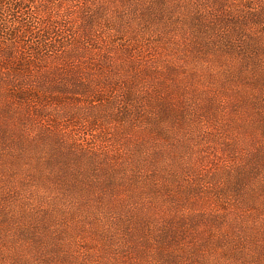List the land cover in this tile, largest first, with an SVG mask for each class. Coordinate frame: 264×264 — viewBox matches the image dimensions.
Listing matches in <instances>:
<instances>
[{
	"label": "trees",
	"instance_id": "obj_1",
	"mask_svg": "<svg viewBox=\"0 0 264 264\" xmlns=\"http://www.w3.org/2000/svg\"><path fill=\"white\" fill-rule=\"evenodd\" d=\"M58 1L0 0V49L11 48L17 56L0 62V76L19 109L32 107L27 97L33 88L25 83L36 68L64 74L50 83V111H57L50 120V177L85 190L76 200H91L83 207L93 215L122 223L121 230L98 228L82 210L83 248L80 241L79 254L64 256L76 264H264V219L258 222L240 209L233 218L229 210L250 190L247 176L261 181L264 198V152L249 157L244 185L227 184L213 198L205 184L219 169L193 166V183L184 175L188 169L159 170V141L185 147V136L194 133L207 109L194 104L197 91L173 75L169 59L147 52L159 41L198 58L223 60L229 49L239 61L260 62L254 43L228 46L232 40L224 29L246 31L248 40L259 42L264 0H83L79 9L50 11V2ZM112 118L115 125H109ZM229 198L233 203L223 201ZM88 222L95 227L90 236Z\"/></svg>",
	"mask_w": 264,
	"mask_h": 264
},
{
	"label": "rangeland",
	"instance_id": "obj_2",
	"mask_svg": "<svg viewBox=\"0 0 264 264\" xmlns=\"http://www.w3.org/2000/svg\"><path fill=\"white\" fill-rule=\"evenodd\" d=\"M83 2H50V11L79 9ZM54 5L60 6L59 9L53 10ZM119 9L129 12L127 6H119ZM180 25L183 26L182 23ZM224 33L232 40V43H227L228 46L254 43L255 50H260V62L239 61L237 54L230 53L229 49H226V59L218 60L204 55L194 57L192 53H185V48H181L184 51L182 54L175 46L159 41L150 43L147 48L151 55L165 57L172 62L173 75L189 85L192 91H197L192 95L194 104H201L207 109L200 124L195 127L196 136L190 132L185 136L188 139L185 147L176 148L178 141H159L163 150L157 156L162 160L159 170L174 166L184 174L188 169L184 175L188 176V183H193L194 171L190 170L193 166L205 165L204 168L209 171L219 169L205 184L211 189L212 198L218 196L220 189L227 184L244 185L245 175L251 172L249 157H257L260 151L264 152V38L261 36L259 42L250 41L245 36L246 31L236 33L227 26ZM111 41L112 44L119 42L118 39ZM179 45L185 44L181 41ZM10 49H0V62H5L10 56L12 59L17 57L10 55ZM46 66L50 68V61ZM37 69L36 76L28 78L25 83L33 88L27 97L32 106L29 108L20 104L18 109L7 92L6 80L0 76V264H76L71 256L65 257L64 254L68 252L75 256L80 253L77 244L83 232L78 221L82 210L92 216L91 220L97 223L98 228L121 230L119 226L122 223L93 215L88 207H83L90 205L91 200L85 199L83 205L76 200V194L80 197L86 195L85 190L75 189L71 184L50 177V155L53 153L50 149V120L54 122L57 119V111H50V83L61 80L64 74L40 72L41 66ZM40 84L45 87H40ZM41 96H44L43 101L39 100ZM194 104L190 103L191 107H195ZM56 108L60 109L59 113L65 112L64 107ZM81 108L84 112L88 111L87 106ZM109 125H115L113 118ZM182 155L185 158L183 170L178 166ZM63 165L62 161L58 167L63 170ZM247 177L250 190H246L243 198H235L241 205L231 206L230 215L237 217L235 210L240 209V213L255 215L259 222L264 219V209L258 212L253 208L264 207L261 181L257 177L255 180L253 176ZM223 201L233 203L231 198ZM214 208L220 211L223 206ZM91 226L94 227V224L87 226V236H90ZM256 242L254 240L251 245ZM87 245H84L85 249ZM79 248H83L82 241Z\"/></svg>",
	"mask_w": 264,
	"mask_h": 264
}]
</instances>
